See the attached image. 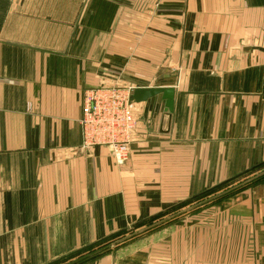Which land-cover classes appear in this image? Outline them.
I'll return each mask as SVG.
<instances>
[{
    "label": "crops",
    "instance_id": "obj_1",
    "mask_svg": "<svg viewBox=\"0 0 264 264\" xmlns=\"http://www.w3.org/2000/svg\"><path fill=\"white\" fill-rule=\"evenodd\" d=\"M102 85L175 91L168 122L132 101L123 166L79 149ZM263 163L264 0H0V264H59ZM212 205L115 264H264V183Z\"/></svg>",
    "mask_w": 264,
    "mask_h": 264
},
{
    "label": "built area",
    "instance_id": "obj_2",
    "mask_svg": "<svg viewBox=\"0 0 264 264\" xmlns=\"http://www.w3.org/2000/svg\"><path fill=\"white\" fill-rule=\"evenodd\" d=\"M133 88L102 85L83 92L80 127L81 151L98 146L110 149L115 165L123 166L129 157L131 134L136 126L132 112Z\"/></svg>",
    "mask_w": 264,
    "mask_h": 264
},
{
    "label": "rangeland",
    "instance_id": "obj_3",
    "mask_svg": "<svg viewBox=\"0 0 264 264\" xmlns=\"http://www.w3.org/2000/svg\"><path fill=\"white\" fill-rule=\"evenodd\" d=\"M264 171V166L249 173L248 175L246 176H243V177H240L239 179L231 182L230 184L228 185H225L221 188V190L219 191L220 193L225 191V190H228L229 188L235 186V185H238L240 183H242L243 181L255 176L256 174L260 173ZM264 183V178H261L257 181H255L254 183L242 188V189H239L233 193H230L229 195H226V196H230L232 194H238L240 193L241 191L247 189V188H251L252 186L254 185H257V184H262ZM216 193V194H212L213 196L219 194ZM212 197L211 195L209 196H206V197H202L199 199V201L197 200L196 202H193V203H190L188 204L187 206L185 207H182L181 209H178L177 211L175 212H170V214L168 213L165 217L163 218H158V219H155V220H152L150 222H148L147 224L143 225V226H140L139 228H135V229H132V230H129L126 234H124L122 237H117V238H114V239H111V240H108V241H105L103 243H100L96 246H92L90 249H86V250H82L80 251L77 255H74L73 257H70L62 262H60L59 264H69L75 260H78L80 258H82L83 256H86L94 251H97L117 240H120L121 238H124L125 236H128L130 234H132L133 232H136L138 230H141L143 228H146L152 224H155L156 222L160 221V220H163L164 218H167L177 212H179L180 210H184L192 205H195L197 204L198 202H200L201 200H205V199H208ZM202 207V206H201ZM199 207V208H201ZM212 203L209 204V205H205L203 208L198 209V211L194 210V211H191L183 216H180L170 222H167L161 226H158L156 228H154L153 230H150L148 232H145L144 234L142 235H139L133 239H130V240H127L123 243H120L118 245H116L115 247H113V249H109V250H106L102 253H99L97 255H95L94 257L90 258V259H87L85 261H82V262H79L78 264H105V259L106 258H110L112 257L111 259L112 260H109L111 262V264H115V259H116V254H122L124 248L126 246H131L134 242H138L139 240H147L148 238H151V237H162L163 235H167L168 237H175V238H190V240H194L195 236L197 235V229H198V223L199 221H202L203 219L207 220V217L208 215L207 214H211V211H212ZM204 221V220H203ZM164 231H165V234H164ZM192 248V246H191ZM190 248V250H188V252L186 253L187 257L191 258L192 256H194V252L192 251V249ZM189 260H186L185 262L182 260H180L178 262V264H191V263H188ZM104 262V263H102ZM191 262H193L191 260ZM194 263V262H193Z\"/></svg>",
    "mask_w": 264,
    "mask_h": 264
},
{
    "label": "water",
    "instance_id": "obj_4",
    "mask_svg": "<svg viewBox=\"0 0 264 264\" xmlns=\"http://www.w3.org/2000/svg\"><path fill=\"white\" fill-rule=\"evenodd\" d=\"M174 93H175V91L172 88H165V89L164 88L134 89L133 92H132L131 100L136 102V103H140V102H145L148 99H150L152 97H155L157 95H161L162 99L165 101V112H164L165 116H164V119H166V121L168 122L169 121V116H170V114H171V112L173 110ZM263 176H264V171L256 174L255 176L243 181L242 183H240L238 185H235V186L229 188L228 190H225V191H223V192H221V193H219V194H217L215 196H212V197H210L208 199H205V200H203V201H201V202H199V203H197L195 205H192V206H190V207H188V208H186L184 210H181V211H179V212H177V213H175V214H173V215H171V216H169L167 218H164L163 220H160V221L156 222L155 224H152V225H150V226H148L146 228H143L141 230L133 232L132 234H130L128 236H125L124 238H121L120 240H117V241H115V242H113V243H111V244H109V245H107V246H105V247H103V248H101V249H99L97 251H94V252H92V253H90V254H88L86 256H83L82 258H80L78 260H75V261H73V262H71L69 264H77V263H79L81 261H84V260H86L88 258H91V257H93V256H95V255H97V254H99L101 252L109 250V249L115 247L116 245H118L120 243H123V242H125L127 240H130V239H133V238H135V237H137L139 235H142L145 232H148V231H150V230H152V229H154V228H156L158 226H161V225H163V224H165L167 222H170V221H172V220H174V219H176V218H178L180 216H183V215H185V214H187V213H189V212H191V211H193V210H195V209H197V208H199V207H201V206H203V205H205V204H207L209 202H212V201H214V200H216V199H218L220 197H223V196H225V195H227V194H229V193H231V192H233V191H235V190H237L239 188H242V187H244V186H246V185H248V184H250V183H252V182H254V181H256V180H258L260 178H262Z\"/></svg>",
    "mask_w": 264,
    "mask_h": 264
},
{
    "label": "trees",
    "instance_id": "obj_5",
    "mask_svg": "<svg viewBox=\"0 0 264 264\" xmlns=\"http://www.w3.org/2000/svg\"><path fill=\"white\" fill-rule=\"evenodd\" d=\"M264 166V163L263 164H261V165H258V166H256V167H254V168H252V169H250V170H248V171H246V172H244L243 174H241V175H239V176H237V177H235V178H233V179H231V180H228V181H226V182H223V183H221V184H219L218 186H216V187H214V188H212L211 190H209V191H207V192H205V193H202V194H200V195H198V196H196V197H193V198H191L188 202H186V203H184V204H181V205H179V206H177V207H175V208H173L172 210H171V212L173 213V212H175V211H177L178 209H181L182 207H185V206H187L188 204H190V203H193V202H196L197 200L199 201V199L200 198H202V197H206V196H209V195H211V196H213L212 194H216V193H218L220 190H221V188L223 187V186H225V185H228V184H230L231 182H233V181H235V180H237V179H239L240 177H243V176H246V175H248L249 173H251V172H253V171H255V170H257V169H259V168H261V167H263ZM262 178H264V176L262 177ZM261 179V178H260ZM259 180V179H258ZM257 181V180H256ZM255 182V181H254ZM254 182H252V183H254ZM252 183H250V184H252ZM250 184H248V185H250ZM248 185H246V186H248ZM246 186H244V187H246ZM244 187H242V188H244ZM242 188H239V189H242ZM239 189H237V190H239ZM237 190H235V191H237ZM235 191H233V192H235ZM233 192H231V193H233ZM220 193V192H219ZM230 194V193H229ZM229 194H227V195H229ZM226 196V195H225ZM224 197V196H223ZM220 198H222V197H220ZM219 199V198H218ZM218 199H216V200H218ZM216 200H214V201H216ZM201 201H203V200H201ZM200 201V202H201ZM214 201H212V202H209V203H207V204H205V205H209V204H211V203H213ZM190 202V203H189ZM199 203V202H198ZM205 205H203V206H205ZM196 210V209H195ZM194 211V210H193ZM167 215V214H166ZM153 230V229H152ZM88 249H90V247L88 248ZM80 252V251H79ZM79 252H77V253H75V254H73L71 257H73L74 255H77ZM102 253V252H101ZM94 257V256H93ZM92 258V257H91ZM88 259H90V258H88ZM87 260V259H86ZM62 260H60V262H61ZM85 261V260H84ZM82 262V261H81ZM78 264V263H77Z\"/></svg>",
    "mask_w": 264,
    "mask_h": 264
}]
</instances>
